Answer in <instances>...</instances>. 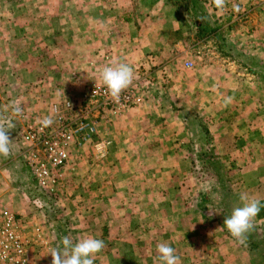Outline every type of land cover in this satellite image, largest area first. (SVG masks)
I'll return each instance as SVG.
<instances>
[{
  "label": "rangeland",
  "instance_id": "374dc122",
  "mask_svg": "<svg viewBox=\"0 0 264 264\" xmlns=\"http://www.w3.org/2000/svg\"><path fill=\"white\" fill-rule=\"evenodd\" d=\"M91 2L92 0H0V113L3 111V115L9 120L13 122L9 105L18 100L15 98H20L22 90L28 92L31 97L35 95L43 98L40 107H45L41 111L46 110L47 104L53 99L78 95L86 78H89V68H84L85 72L81 74L75 66H69L70 63L68 71H62L55 78V85L40 86L45 75L51 76L45 74L47 72L41 67L40 52L47 46L44 43L46 39L56 46H64L66 39L68 44H73L74 47L88 42L93 25L90 19ZM251 2L226 0L224 8L218 9L213 0L206 13L214 16L216 21L214 24L207 21L210 27H205V30L209 31L208 34H215V38H218L216 40H223V53L213 45L216 52H213L212 56L216 61L228 66L225 74L236 73L239 77L242 76V81L255 84L253 89L257 94L256 98L252 99L250 111L257 110L254 111L255 114L263 116L256 121L261 131L264 130V0ZM234 6H238L239 10ZM182 10L184 11L183 7ZM27 33L34 35L32 45L28 42ZM28 48L36 50L35 54L28 55L30 60L33 59L32 64L27 66L22 63L21 66L17 59L25 63L28 60L25 55ZM198 54L193 58L200 64L206 57L204 52L205 58L202 57V52ZM226 78L228 79L227 76ZM27 80L34 87L28 88ZM45 80L48 82V78ZM50 81L52 82V79ZM80 81L83 82L78 86ZM249 88L250 86L246 87V92ZM22 93V98H25L26 93ZM21 105L23 108L29 106L25 103ZM242 108L246 109L244 106ZM116 116L111 119L104 118L98 125L95 138L108 141L104 155H94L91 142L82 146L73 145L70 163L63 169V181L53 190L42 187L35 181L19 152L23 127L15 126L9 131L12 139L11 154L8 157L0 155V168L3 172L0 180V220L3 212L14 216L12 230L17 235L16 240H19L23 247L17 252L13 242L0 233V255H7V258L0 259V264H51L52 257L49 252L58 246L62 247L61 240L64 236H70L74 241L89 236L102 239L105 247L96 255L94 264H159L157 251L155 250L153 256L150 254V248L143 245L148 243L150 237L142 232L141 223H144V216L131 213V210L138 208L137 198L128 200L125 197V193L128 195L127 184L122 182L123 187L117 186V195H109V198L105 192L110 183L100 182L104 186L107 185L105 191L99 188L103 192L96 193L92 188L96 183L90 181L92 174L96 173L106 180V176L113 174L112 169H109L112 163L115 164L122 158L124 161L125 158L130 160L138 156L137 152L129 148V143L128 148L122 151L118 149V141L110 137V132L115 133L112 125L117 121ZM194 121L195 124L202 123L200 117ZM127 134L129 139H132L131 132ZM187 151L189 149H185L181 154L185 155L184 158L188 156L193 160L195 178H204V182L195 184L202 192H198L194 199L196 204L201 202L203 207L201 214L194 213L198 223L204 222L203 229H196L195 235L192 230L189 231L187 237L190 239V246L185 243L189 254L191 253L190 264H264L256 262L253 256L261 254L264 259V142L258 144L257 150L239 152L242 161L232 168L227 167V164H231L234 153L226 158V152L214 149L206 151L196 148ZM259 161L262 162L260 165ZM224 168L228 170L227 182L224 184L227 199L224 202H238V205H232L231 208L226 206L229 212L225 209L219 210L217 202L224 191L219 183ZM209 175L215 177L213 183L205 182ZM242 192L261 202L260 212L243 244L224 226L225 218L231 215L235 207L241 206L239 196ZM125 205L128 207L125 208ZM127 208H130L128 216H124L122 212ZM118 210L120 211L116 214L114 211ZM156 217L157 214L147 216V224ZM123 226L127 229L124 234L121 229H111ZM182 230H187V227L182 226ZM223 231L225 233L222 234ZM149 234H152L151 239L158 240L162 234L165 236L166 232ZM155 240L152 243H155ZM165 243L173 247L168 241ZM192 245L194 249L190 251L189 247ZM236 248L238 254L235 253ZM225 253L227 257H224ZM206 259L207 263L198 262Z\"/></svg>",
  "mask_w": 264,
  "mask_h": 264
},
{
  "label": "crops",
  "instance_id": "0c3cea01",
  "mask_svg": "<svg viewBox=\"0 0 264 264\" xmlns=\"http://www.w3.org/2000/svg\"><path fill=\"white\" fill-rule=\"evenodd\" d=\"M212 3L213 0H92L90 19L93 25L89 41L80 47H74L73 44H68L67 39L64 46H56L46 39L44 43L47 46L40 52L41 67L47 72L45 74L51 75H45L40 86L55 85V78L62 71H68L70 63L69 66H75L81 74L85 72L84 68H89L88 75L92 76L93 68L88 63L95 61L98 54L106 51L111 52L118 61L132 67L139 66L146 71V84L139 92L142 99L136 106L116 116L117 121L112 125L115 133L110 132V137L118 141V149L125 151L129 143V148L137 152L138 156L130 160L125 158L124 161L122 158L115 164L112 163L109 169H112L113 174L106 176V180L95 173L90 181L96 182L92 185L96 193L106 190L107 185L100 182L110 183L105 192L108 198L109 195H117V186L123 187L122 182L127 184L128 195L125 193V197L128 200L137 198L138 208L131 210V213L144 216L142 232L150 237L148 243L143 245L150 248V254L154 256L156 246L168 241L173 244L181 264H190L191 260V253L185 246V243L187 246L191 243L187 237L189 231L192 230L195 235L196 229H203L204 225V222L200 224L195 218V214H201V202H194L197 193L201 191L195 184L204 182V178H195L193 160L188 156L184 158L185 155L181 152L185 149H214L226 152V158L234 153L231 164H227V167L232 168L242 161L239 152H252L258 149L260 142H264V130L260 131V126L256 123L263 116L256 115L254 111L257 110L250 111L252 99L257 94L253 89L255 84L242 81V76L239 77L236 73L226 75L228 66L212 56L216 52L213 45L223 53V40H216L218 38H215V34H208V30H205V27H210L208 23L214 24L216 21L214 16L206 13ZM27 35L28 42L32 45L34 35ZM35 51L28 48L25 52L28 60L24 63L17 59V63L21 66L22 63L31 65L33 59L30 60L28 55L35 54ZM200 52L202 57L203 52L205 53L206 59L198 64L193 57ZM252 65L254 66L253 63ZM45 78H48V82ZM253 79L252 74L251 80ZM81 82L83 81L78 82V86ZM26 83L28 88L34 87L29 80ZM248 86L250 88L246 92ZM22 92L26 93L25 98H22ZM20 93V98L15 99L29 105L23 111L33 113L45 107H40L43 98L35 95L31 97L25 90ZM227 97H232V100L225 106ZM243 106L245 110H242ZM3 113L1 111L0 114ZM11 115L14 125L22 127L20 118L12 112ZM199 117L202 123L195 124V118ZM127 132H131L132 139H129ZM261 163L259 161L258 165ZM115 168L117 169L114 170ZM2 173L0 168V180ZM207 177L209 179L205 182L215 180L211 175ZM227 177L228 170L224 168L219 182L224 188L217 201L219 210L238 205L237 201L228 204L224 202L227 199L224 186ZM205 194L206 192L203 196ZM200 197L198 194V198ZM126 207L128 206L125 205ZM129 209L122 214L128 216ZM119 211L114 212L118 214ZM156 214L155 220L147 224L146 217ZM166 216L173 218H164ZM184 225L187 227L185 231L182 230ZM111 229H121L122 234L127 230L125 226ZM163 231L166 232L165 236L162 234L158 240L151 239L152 234L149 233L158 234ZM153 240L155 243H152ZM189 249L192 251L194 245ZM235 253L238 254L237 248ZM253 256L256 262H264L261 254ZM224 257H227L226 253ZM198 262L207 263V259Z\"/></svg>",
  "mask_w": 264,
  "mask_h": 264
},
{
  "label": "built area",
  "instance_id": "2783aa9c",
  "mask_svg": "<svg viewBox=\"0 0 264 264\" xmlns=\"http://www.w3.org/2000/svg\"><path fill=\"white\" fill-rule=\"evenodd\" d=\"M117 63L121 61H118L111 52L98 54L95 61L89 62L93 68V75L83 83L77 96H64L52 100L47 104L46 110H35L33 113L23 111L19 116L23 127L19 152L35 181L42 187L53 190L63 181V169L70 163L73 145L82 146L86 142H91L94 155H104L108 141L95 138L99 123L104 118L111 119L136 106L142 99L139 92L146 84L147 73L139 66L133 67V83L121 93L119 100H114L107 93L101 79V71L105 66ZM49 115L54 120L50 127H43L37 123ZM1 215L0 233L9 238L15 250L20 252L23 246L16 240L17 235L12 230L14 216L6 212ZM1 258H7V255H0Z\"/></svg>",
  "mask_w": 264,
  "mask_h": 264
},
{
  "label": "clouds",
  "instance_id": "9594fccd",
  "mask_svg": "<svg viewBox=\"0 0 264 264\" xmlns=\"http://www.w3.org/2000/svg\"><path fill=\"white\" fill-rule=\"evenodd\" d=\"M218 9H223L226 0H214ZM236 10L238 6H234ZM101 79L107 89V93L114 99L119 100L121 93L128 89L134 80L133 67L128 63H117L105 66L101 71ZM232 97L225 98V106L231 103ZM15 116L23 114V107L19 100H14L9 105ZM37 123L43 127H50L53 123L51 115L38 120ZM14 123L6 116L0 114V155L8 157L11 154L12 139L9 131L14 128ZM241 206L233 209L230 216L224 220V226L228 232L241 244L245 242L246 234L253 228V221L259 214L261 202L250 197L247 193H240ZM61 246L50 250L51 264H94L95 257L100 253L105 243L102 239L85 237L74 241L70 236H64ZM157 259L159 264H181L180 257L176 255L175 249L167 243H159L157 246Z\"/></svg>",
  "mask_w": 264,
  "mask_h": 264
}]
</instances>
